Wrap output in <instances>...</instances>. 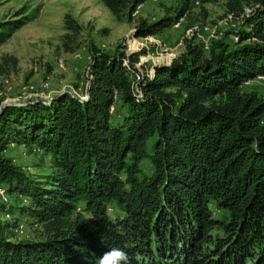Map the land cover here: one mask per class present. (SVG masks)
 I'll return each instance as SVG.
<instances>
[{
	"label": "trees",
	"instance_id": "16d2710c",
	"mask_svg": "<svg viewBox=\"0 0 264 264\" xmlns=\"http://www.w3.org/2000/svg\"><path fill=\"white\" fill-rule=\"evenodd\" d=\"M144 1L100 0L116 18ZM219 1L236 21L228 39L214 40L206 55L186 41L179 56L142 77L139 95L129 78L137 53L90 45L82 97L0 101V187L27 199L17 211L37 230L13 238L19 220L0 224V264H96L111 247L127 253V264H264V96L241 89L264 76V0L184 5ZM182 11L138 19L134 36L160 33ZM22 22L0 21V45ZM16 63L0 57V92ZM114 101L126 110L117 125L109 123ZM14 144L35 146L53 172L23 171L4 155ZM142 160L150 172L140 177ZM0 211L13 214L4 204Z\"/></svg>",
	"mask_w": 264,
	"mask_h": 264
},
{
	"label": "rangeland",
	"instance_id": "374dc122",
	"mask_svg": "<svg viewBox=\"0 0 264 264\" xmlns=\"http://www.w3.org/2000/svg\"><path fill=\"white\" fill-rule=\"evenodd\" d=\"M181 16L152 36L135 37L134 25L138 19L152 22L162 16ZM175 13V14H174ZM65 16L75 23V31L65 26ZM17 19L22 24L0 45V57L4 54L16 58V71L3 78L4 89L0 92L1 103H19L30 98L47 99L65 91L82 97L87 82L89 63L88 47L93 45L108 54L124 51L137 53L140 67L166 65L179 56L186 41L203 46L206 55L215 40L228 39L232 31L230 20L223 10L222 2L184 5V0H145L136 7L129 18L114 17L100 0H0V21ZM178 22L176 27L173 24ZM62 63V68L57 64ZM264 96V82L253 79L242 88ZM109 123L117 125L125 114V106L114 101ZM122 116V117H121ZM264 120V117H263ZM154 137L146 140L147 151H151ZM23 171L41 178L53 172L49 158L35 146L10 145L4 152ZM148 160L139 164V176L148 175ZM26 198L15 194L0 196V204L12 209L13 214L0 211V224L13 217L19 224L12 230L13 238H33L37 230L32 220L22 216L17 207L26 203ZM107 210L113 215L120 213L112 204ZM221 212L213 211L212 217L219 219ZM223 217V216H222Z\"/></svg>",
	"mask_w": 264,
	"mask_h": 264
},
{
	"label": "built area",
	"instance_id": "2783aa9c",
	"mask_svg": "<svg viewBox=\"0 0 264 264\" xmlns=\"http://www.w3.org/2000/svg\"><path fill=\"white\" fill-rule=\"evenodd\" d=\"M195 5H197V2H194ZM138 7V6H137ZM230 20H231V17L230 15H226ZM178 24V22H176V24L174 23L173 24V27H176ZM235 23H231V26L232 28L234 27ZM233 37V36H232ZM234 40L236 39L235 37H233ZM206 45L204 44L202 46V48H205ZM124 64L126 65V62L124 61ZM59 67L62 68V63L61 62H58L57 64ZM151 71V68H142L140 67V65L138 63H135L134 64V70H131L130 71V74H129V78H130V87H131V90L133 91V93L139 95L140 94V88H139V85H138V82L142 79V77L144 76H147ZM255 79H259L261 80L262 82H264V76H258L256 77ZM249 81H246L244 82V84L248 83ZM114 99H115V96H114ZM113 103H111L108 107V112L111 113L113 111ZM0 196L4 199V190L0 187Z\"/></svg>",
	"mask_w": 264,
	"mask_h": 264
},
{
	"label": "clouds",
	"instance_id": "9594fccd",
	"mask_svg": "<svg viewBox=\"0 0 264 264\" xmlns=\"http://www.w3.org/2000/svg\"><path fill=\"white\" fill-rule=\"evenodd\" d=\"M128 256L118 247H111L96 261V264H127Z\"/></svg>",
	"mask_w": 264,
	"mask_h": 264
},
{
	"label": "water",
	"instance_id": "95a60500",
	"mask_svg": "<svg viewBox=\"0 0 264 264\" xmlns=\"http://www.w3.org/2000/svg\"><path fill=\"white\" fill-rule=\"evenodd\" d=\"M4 104V103H3Z\"/></svg>",
	"mask_w": 264,
	"mask_h": 264
}]
</instances>
